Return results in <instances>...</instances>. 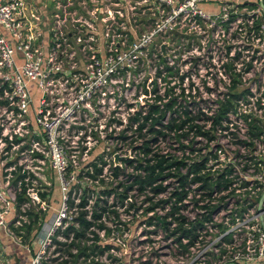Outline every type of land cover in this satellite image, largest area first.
I'll list each match as a JSON object with an SVG mask.
<instances>
[{"label":"built area","instance_id":"obj_1","mask_svg":"<svg viewBox=\"0 0 264 264\" xmlns=\"http://www.w3.org/2000/svg\"><path fill=\"white\" fill-rule=\"evenodd\" d=\"M37 1L0 0V160L16 149L15 154H21L5 164L6 181L0 185V264H264V95L248 101L257 115L242 109L241 97L226 116L225 129L214 133L204 171L208 189L190 185L183 202L172 198L165 208L170 213L175 207L164 220L170 224L168 231L161 227L163 219L161 223L150 218V226L159 229L155 236L165 235L169 243L168 256L149 253L143 247L154 243L143 237L137 249L119 245L118 236L130 231L115 232L119 224L115 221L114 228L108 223L109 231L97 232V245L88 231L84 239L68 246L73 233L67 239L63 232L74 224L76 215L69 216L67 202L47 231L31 237L33 228L24 243V232L16 231L26 222L15 208L20 188L12 185L14 173L26 174L25 182H31L32 188L26 192L29 201L23 208L34 205L44 211L45 200L39 197L44 192L17 162L26 155L36 159L38 153L41 159L52 157L58 165L63 129L78 117L82 123H98V109L124 107L130 88L126 76L134 66L142 75L149 73L151 66L146 63L154 60L159 64L156 71L163 70L161 59L167 65L168 60L196 61L202 63L207 78H251L254 87L260 84L256 79H264V0H40L42 11ZM136 22L150 23V29L128 42V35H133L129 27ZM157 39L166 41L149 49ZM156 71L147 75L142 89L151 91L155 79L160 87ZM173 76L178 79L172 91L188 93L182 86L190 74L176 71ZM217 110L218 102L209 117ZM127 122L123 118L115 123ZM249 124L253 132H260L249 134ZM106 126L111 130V122ZM233 128L244 139L236 140L238 151H224L217 139L231 134ZM122 136L109 138L105 133L101 139L122 142ZM173 153L178 160L187 155L178 143ZM207 153L203 150L201 155ZM171 180V193L179 192L177 176ZM125 202L132 204L130 199ZM135 207L129 209L131 218L137 216L132 214ZM189 207L191 215H185ZM10 244L25 252V263Z\"/></svg>","mask_w":264,"mask_h":264},{"label":"rangeland","instance_id":"obj_2","mask_svg":"<svg viewBox=\"0 0 264 264\" xmlns=\"http://www.w3.org/2000/svg\"><path fill=\"white\" fill-rule=\"evenodd\" d=\"M150 25V23H132L129 27V30L132 31L133 35H128L127 41L130 42L139 37L144 32L148 31L150 29ZM163 41L166 40H155V45H152L149 49L155 48L156 45L160 44ZM148 53L149 55L152 54L151 52ZM165 54L169 55L168 50L165 52ZM153 59L154 58H151L150 60ZM167 63L168 66H171L173 68V72L181 71V73L190 74L189 80L185 81L182 86L187 88L188 93H181V91H172V94H169L168 96H166V98H163L159 102H156L153 95H151L149 98H146L143 93L142 87L147 82L145 81L147 75H154V72L156 71V68L159 64L158 62H156V60L147 62L146 65L151 66L150 69L148 68L149 73L142 75L137 74L139 68L137 66H134L131 69V72H129L126 76L130 88L127 92L124 107L121 106V109L115 110L113 108L98 109L97 111L101 113L97 118L95 117V119L99 120L98 123H94L91 120L82 123L81 121H78L80 118L78 117L71 126L63 129V131L60 133L59 139L60 144L63 148V155L60 156V162L58 165L54 162L52 157H49L48 159L46 157L41 159L40 156H42V154L38 153V158L36 159H33L30 155H26L24 157L27 158H24L23 160H19L17 162L18 167L21 166V168L23 167L25 171H28L30 174H32L34 181L33 185L41 192L49 194V198L44 201V211L46 212V215L42 220L38 222V225L34 227L35 230L32 231L31 237L38 233L41 234L43 231H47L49 229V227L60 215V210L63 202H67V200L70 198L74 201V204L77 205L84 191V188H87L89 192L94 191L92 194V198L89 201V205H93L96 192L100 189L97 188L99 182H92L89 177L86 176V172L89 171V169L87 168L88 165L98 156L106 153L104 154L106 155L104 157L105 160H107L108 164L113 163V165L115 164L119 167L122 166V176L118 179H115L113 176H109L111 174V172L109 171L110 166H107L103 170L105 175L104 187L106 188L109 187V184L116 185L120 182H123L125 184L127 174L134 173L132 168H127V170L124 169L126 168V165L120 163V161L123 159L137 160L139 150L135 149L140 146L142 140L138 137L137 133L133 132V130H126V123L122 126L115 123L117 121L123 120V118L128 119L132 115L131 111H129L130 108H133V111L135 112L144 105H163L174 97L176 98L174 109L179 108V106L181 105V108H188L189 110H191V112H193V114L200 110L204 115L209 117L210 113L213 112L215 108V104H217L219 100L224 98L226 94L232 93L237 95L244 93L245 96H243V103L245 105L242 106V109L246 110L247 112L251 110V115H257L256 112H254L251 104L248 105V101L254 102L255 99L260 100L263 97L264 79H256L260 80V84L257 83V85H255L254 87L252 83V80L254 79L251 78H207L204 75L202 63L200 62L192 61L191 63H183L182 61L175 62L168 60ZM165 77V81H163L162 78L161 82L159 81L160 87L158 88V94L160 95H163L167 89H172V87L177 85L178 77L173 76L169 78L167 75H165ZM231 80L235 81V83H231ZM251 87H254V90L252 92ZM244 89H248L249 92L245 93ZM92 117L94 118V116ZM173 118L178 119L177 114H174ZM109 122H111L112 124L111 130H109V126H106ZM198 124L203 125V122H199ZM234 125L236 126V124ZM78 128H82L84 130L78 132ZM229 132L231 134L219 136L217 139V143L223 147L224 151H238L240 147L238 145H235V142L236 140L244 139V135H242V132L239 133L238 131H236L235 128H233V130H229ZM105 133L109 135V138H115L123 135L126 137V140L123 139L122 142L102 140L101 134L104 135ZM150 138L151 136H148V139ZM171 141L166 140L155 143L153 146V151L159 150L162 153L168 152L173 154V148L176 142L171 146ZM197 141H199V144L195 146L197 148H202L206 144L205 140ZM18 151L19 149H16L13 151V154L10 157H7V159L3 158L4 160H0V185H5L6 181L4 174L5 164L8 161L13 162L16 160L17 156H21L20 153H18V155L15 154V152ZM115 157L118 158L116 163ZM61 168L64 169L63 172L60 170ZM12 180H14V176ZM166 184L169 185V191L172 189V187L174 188L172 180H170ZM69 193L71 194L70 197H68ZM146 195H148V193L140 195L139 193L134 192H131L129 195L131 203L136 206L135 211L132 214H135L137 216L131 218V213L127 212L128 204L130 202H124V205L121 206L117 203L114 211L118 212V219H115V215L113 213H110L108 215V218H105V221L108 220L109 228L115 227L111 224L113 221L119 223L117 225V229L114 230L115 232L121 230L130 231V233L127 235L118 236L120 240L118 244L124 246L126 249H137L143 237V239H148L150 241H153L154 243V245L152 246L145 245L143 247L144 249H147L149 253L155 252L161 253V255L163 253L165 254L164 256H168V252L165 249L169 245V243L167 242V239L164 238L165 235L161 234L160 236H155L158 233L157 231L159 229L157 227L150 226L149 224V222H151L149 221L150 218L153 217L155 220L158 219L159 222L162 223L163 217L168 216V211L165 209V206L164 209L158 207L155 209L153 214L147 216L148 213H146L145 211L148 207H150V204L142 203ZM167 196V194H164L162 196L156 197L155 199H165ZM1 205L2 200H0V206ZM190 211L191 207H189V209L183 213L185 215H191ZM69 214V216L73 217L75 215V210H71V213ZM66 226L67 225L62 227V230H64ZM58 241L63 242L64 240L59 239ZM136 242H138L137 245H135ZM9 247L14 249L15 253L21 259V262L25 263V252L11 244L9 245ZM166 261H169V258H166Z\"/></svg>","mask_w":264,"mask_h":264},{"label":"trees","instance_id":"obj_3","mask_svg":"<svg viewBox=\"0 0 264 264\" xmlns=\"http://www.w3.org/2000/svg\"><path fill=\"white\" fill-rule=\"evenodd\" d=\"M160 64L163 65V70L157 69L156 78H162V80L165 81V75L168 77L173 76V69L166 64L165 59H161ZM163 74L164 76L162 77ZM180 78L183 80V77ZM152 84L153 89L151 91L146 88L143 89L146 98L153 95L156 102H159L169 94H172V89H167L163 95H160L158 94L159 91L156 79L153 80ZM243 96V93L237 95L232 93L226 94L222 100H219L218 110L210 117L204 115L200 110L193 114L188 108H181V105L179 108L174 109L176 101L174 97L163 105H144L139 111H136L130 116L128 118L126 130H133L134 133L138 134L142 142L140 146L135 149L139 150L137 160L123 159L120 163L126 165V168H124L126 170L127 168H132L134 173L127 174L125 184L123 182L116 185L109 184V187L106 188L104 187L105 175L103 170L107 166H110L109 171L111 174L109 176L118 179L122 176V166H114L113 163L108 164L104 157L106 155L104 154L95 158L88 165L87 168L89 171L86 172V176H88L92 182H99L100 185L98 184L99 186L97 185V188L100 189L96 192L95 201L92 206L89 205V201L94 191L89 192L87 188H84L77 205L74 204L72 199L69 198L67 200L69 210H76L74 224L77 226L74 227V224L70 225L63 232V236L67 239L70 234L73 233V241L69 243L68 246L76 245L74 241L76 239H84L85 233L88 231L91 232L90 234L93 236L95 245H97V232L109 231L107 227L108 220L105 221V218H108V215L113 213L115 219H118L119 214L117 211H114V208H116L117 203L120 204V206L124 205V202L130 199L129 195L131 192L139 193L140 195L148 193L142 203H150L152 207H148L145 211L149 213L158 207L164 209V206L166 207L170 204L172 198H176L175 203L183 202L187 199L191 191L190 185L198 184L208 189L210 186L209 177L207 176L208 174L204 172L209 161L208 156L212 154L208 145L210 141H213L215 132L225 129L224 122L226 116L231 111H234L235 102L240 100ZM174 114H177L178 119L173 118ZM199 122H203V125L198 124ZM251 128H253V126L249 124V134L260 132L258 129L253 132ZM148 136H151V138L148 139ZM122 138L126 140V137ZM201 139L206 141L204 147H195L199 144L197 140ZM166 140H172L171 146L175 142L178 143L179 150L182 153L187 151V155L183 154V157L178 160L174 153H162L159 150L153 151L155 143ZM183 142H187L186 145H184ZM203 150H208L206 156L201 155ZM29 176L32 177L31 174H29ZM173 176H177L180 191H172L171 193V190H168L169 185L166 183L169 182ZM14 177L12 185L14 187L19 186L20 188V191H16L15 196L16 213L26 218V222L22 223L21 227L16 231L24 232L22 241L25 243L30 237L32 229L43 219L46 212L42 209H37L35 206L23 208L29 201L26 192L28 189L32 188V185L31 182H25L27 178L26 174L14 173ZM164 194L168 195L165 199H155ZM70 196L71 194L69 193L68 197ZM39 197L42 201L47 200L49 194L39 193ZM195 202L197 204L198 200ZM133 206L134 204H129V209L131 210ZM174 208L175 207L172 206L168 216L173 215ZM129 209L127 212H129ZM168 216H165L163 221L167 219ZM150 223L151 222H149V224ZM169 225L168 222L164 221L161 227L165 231H168ZM76 230L80 231V233ZM54 244L58 245L56 241Z\"/></svg>","mask_w":264,"mask_h":264},{"label":"water","instance_id":"obj_4","mask_svg":"<svg viewBox=\"0 0 264 264\" xmlns=\"http://www.w3.org/2000/svg\"><path fill=\"white\" fill-rule=\"evenodd\" d=\"M261 7H262V10H263V13H264V6H263V4L261 3ZM164 49H165V46H162L161 47V50L164 52ZM117 157H115V163L117 162Z\"/></svg>","mask_w":264,"mask_h":264},{"label":"crops","instance_id":"obj_5","mask_svg":"<svg viewBox=\"0 0 264 264\" xmlns=\"http://www.w3.org/2000/svg\"><path fill=\"white\" fill-rule=\"evenodd\" d=\"M37 6L40 8V10L42 11V8L40 7V0L37 1Z\"/></svg>","mask_w":264,"mask_h":264}]
</instances>
